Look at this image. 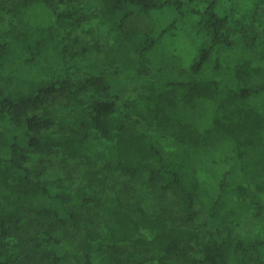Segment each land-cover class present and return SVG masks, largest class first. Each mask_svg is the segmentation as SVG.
<instances>
[{"label":"trees","instance_id":"trees-1","mask_svg":"<svg viewBox=\"0 0 264 264\" xmlns=\"http://www.w3.org/2000/svg\"><path fill=\"white\" fill-rule=\"evenodd\" d=\"M60 4L0 0V16L20 22L0 38V264H92L94 255L99 264H264V231L233 234L227 227L241 217L242 203L229 202L245 187L215 178L212 187L202 170L225 145L245 161L247 181L264 190V48L226 31L241 27L236 13L255 18L264 0L84 2L97 9L98 25H108L111 40L95 47L104 52L101 71L91 69L75 82L45 78L89 68L87 56L97 59L85 41L61 34L79 19L77 9ZM137 16L149 18L147 31L128 28ZM184 40L190 49L175 45ZM147 63L168 71L167 79L142 77V92L121 109L106 69L119 66L139 76ZM153 130L178 149L165 151ZM103 139L114 141L108 146L113 163L101 161L89 181L81 176L73 188L49 186L27 164L33 155H60L93 166ZM107 171L145 176L169 192L176 218L164 207L149 212L119 195L94 198L89 188L108 182ZM201 194L210 200L208 219L196 229L190 224L203 212Z\"/></svg>","mask_w":264,"mask_h":264},{"label":"rangeland","instance_id":"rangeland-1","mask_svg":"<svg viewBox=\"0 0 264 264\" xmlns=\"http://www.w3.org/2000/svg\"><path fill=\"white\" fill-rule=\"evenodd\" d=\"M90 0H63V4H60L61 9L71 8L77 9L76 18L79 19L78 24L73 26L63 28L65 30L61 32L64 36L76 37L79 40L85 41L90 48L94 50V57L85 58V63L88 64L89 68H85L81 65L70 68L66 73L57 72L48 74V79L59 80L67 78L72 82L78 81L85 77V75L91 69L92 73H97L101 71L102 61L99 58L103 57V51L95 50L97 45H108L110 43V33L108 25H98V14L97 9L94 7L92 9H86L84 2L89 3ZM236 15L241 19V27L235 25H228L226 31L229 37H235L237 35L246 34L245 41L252 42L255 48H264V4L260 5L258 13L255 18H245L241 13H236ZM67 21L71 19L67 18ZM151 25V22L146 16H137L133 19H130L127 22L128 28H134L139 31H147ZM20 26L19 20L13 18L9 14L0 16V38H5L12 31L16 30ZM254 32L256 34L255 39H252ZM69 34V35H68ZM179 40V39H178ZM66 42V40H65ZM178 47L183 44L187 49H190V42L188 40L179 41L175 43ZM257 45V46H256ZM157 61L158 55H153ZM230 58L234 60V56H224L225 58ZM150 62V61H149ZM159 67H152L150 64H146L145 72L139 76L133 75L130 72H124L121 70V67L114 66L112 68H107L108 70V84L111 85L113 92L119 95L117 103L121 109H123V103L127 99L135 98L139 93L142 92L140 81L142 77H154L158 79H167L168 71L165 69L158 70ZM33 72L36 69H32ZM30 68L24 69V72H32ZM41 73V72H40ZM239 89L237 85L235 87ZM85 99L90 100L93 97L91 91H87L84 94ZM5 123L0 121V130L3 129ZM224 131H218L217 135L223 137ZM154 139L163 147L165 151H172L178 149L174 140L166 134H160L153 130L151 132ZM114 141L101 140L99 149L101 151V159L99 162H95L93 166L85 164L84 160L81 159H64L60 155L56 156H42V155H33L29 158L28 165L34 170L36 176L39 177L44 183L48 184L51 187L63 186L65 188H70L78 183L80 180L79 177L84 176L86 180L89 179L88 172L93 170L96 171L98 166L102 162L113 163V159L110 156L108 146H111ZM233 150L228 146L223 145L222 147L216 148L213 150L212 157L204 163L202 168L203 176L206 180H211L212 187H215L213 179L216 181H225L227 187L236 184L238 181L242 184L244 189L243 195L235 194L230 204L236 205L237 203H242L243 208L241 210V217L239 220L234 223L229 224V227L233 234H247L252 235L255 233H262L264 231V190H258L251 182L247 181L241 165H245L236 157V153L232 152ZM237 152V151H235ZM249 156V153L246 157ZM213 160H216V164L213 163ZM102 161V162H101ZM101 167V166H100ZM99 171V170H98ZM106 172L108 182L102 186L99 184V187L94 186L89 188L92 196L100 201L111 198L113 196L119 195L123 198L124 202L129 205L138 200L141 202L144 207L147 208L149 212L155 211L161 207H164L168 211V215L171 219L176 218V212L173 205V197L169 192H163L159 189L157 184L147 183L145 176H139L136 179H128L126 176H122L119 173H114L113 175ZM102 173L99 171L96 174V178L102 179ZM94 181L93 179H90ZM89 181V180H88ZM210 204V200L207 194H201L197 198V205L200 209H203V212L196 217L190 224L196 229L202 228V223L208 219L206 210ZM93 207L96 206V203L91 204ZM240 210V209H239ZM211 221V220H210ZM212 222V221H211ZM99 257L94 255L92 258V264H99ZM145 264H155L153 262H147Z\"/></svg>","mask_w":264,"mask_h":264}]
</instances>
